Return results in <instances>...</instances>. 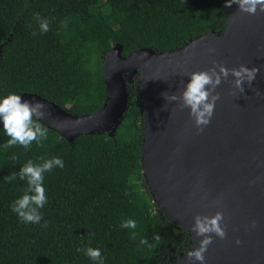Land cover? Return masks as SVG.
Masks as SVG:
<instances>
[{
    "label": "trees",
    "instance_id": "obj_1",
    "mask_svg": "<svg viewBox=\"0 0 264 264\" xmlns=\"http://www.w3.org/2000/svg\"><path fill=\"white\" fill-rule=\"evenodd\" d=\"M226 2L0 0V98L35 93L72 115L95 112L106 100V51L120 44L125 56L141 48L163 52L220 32L232 7ZM36 14L49 20L48 32L40 33ZM128 92L113 136L81 135L69 143L41 122L49 132L42 146L5 150L9 137L0 129V264H98L84 254L85 247L100 249L104 264H174L190 246V234L155 210L140 166V103L132 85ZM40 157H59L64 167L45 173L43 220L25 224L10 205L27 184L4 177L28 160L42 163ZM126 219H134L136 229L121 228ZM145 238L153 247L140 243Z\"/></svg>",
    "mask_w": 264,
    "mask_h": 264
},
{
    "label": "water",
    "instance_id": "obj_2",
    "mask_svg": "<svg viewBox=\"0 0 264 264\" xmlns=\"http://www.w3.org/2000/svg\"><path fill=\"white\" fill-rule=\"evenodd\" d=\"M227 16L220 32L211 30L177 49L141 48L125 56L114 45L103 57L106 100L90 114L72 115L35 93L16 94L43 102L48 118L42 122L72 143L81 135L113 136L132 85L142 118L141 173L155 210L191 236L174 264H186L187 252L203 239L191 231L193 218L217 212L223 213L226 236L212 235L204 264H264V13L241 14L233 4ZM214 65L259 72L251 85H243V94L233 88V77L222 80L210 122L198 128L189 109L162 94L179 96L188 74Z\"/></svg>",
    "mask_w": 264,
    "mask_h": 264
},
{
    "label": "clouds",
    "instance_id": "obj_3",
    "mask_svg": "<svg viewBox=\"0 0 264 264\" xmlns=\"http://www.w3.org/2000/svg\"><path fill=\"white\" fill-rule=\"evenodd\" d=\"M233 4L238 5V12L241 14L256 15L258 11L264 13V0H227L225 7H231ZM34 19L41 34L50 30L48 19H42L39 14H36ZM61 24L66 26V22H61ZM32 35L36 36L37 33L34 31ZM208 51L212 53L215 50L209 49ZM258 72V68H248L244 65L232 69L222 65H214L206 71L188 74L189 82L184 86L179 96L169 95L167 92L162 95L166 101L177 102L182 109H189V115L196 126L203 128L209 124L215 104L220 99L219 94L214 93L222 80H227L229 76L233 77V88L243 94V85L245 83L251 85ZM256 94L261 95L260 92ZM47 118V106L40 100H25L16 94H9L0 98V122L3 124L5 134L9 137L3 148L7 150L19 145L28 151L33 142L42 146V142L48 139L49 132L41 122ZM11 159L15 161L18 157L13 155ZM40 159L43 161L42 163L37 164L28 160L18 172H12L4 177L5 182L10 183L19 178L27 184L24 194L10 205L11 211L25 224H39L43 220V214L40 210L47 203L46 189L43 186L45 173L51 172L54 168L64 167V161L59 157L50 159L40 157ZM223 219L224 216L221 212H217L212 217L197 215L193 218L191 231L203 239L200 240L198 248L187 252L186 264H192V262L204 264V253L213 242L212 235L214 234L221 240L226 236L221 223ZM42 226L46 228L47 222ZM252 226L255 227L254 222ZM120 227L136 229L137 222L134 219L122 220ZM135 237L136 233L133 231L131 238L135 239ZM153 239L159 242L161 238L156 234ZM140 243L147 244L150 248L153 247L146 238L142 239ZM236 243L239 244L240 241L237 240ZM77 251H81V249H77ZM83 251L91 260L97 261L98 264H104L100 249L85 247Z\"/></svg>",
    "mask_w": 264,
    "mask_h": 264
}]
</instances>
